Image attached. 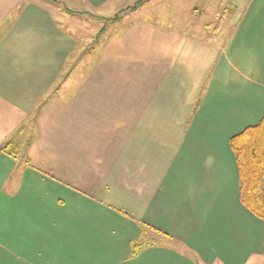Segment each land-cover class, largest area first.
Here are the masks:
<instances>
[{"label":"crops","instance_id":"obj_1","mask_svg":"<svg viewBox=\"0 0 264 264\" xmlns=\"http://www.w3.org/2000/svg\"><path fill=\"white\" fill-rule=\"evenodd\" d=\"M137 1L0 0V264H264L230 146L264 119V0L146 1L53 90L69 28ZM172 1L215 11L156 23Z\"/></svg>","mask_w":264,"mask_h":264},{"label":"trees","instance_id":"obj_2","mask_svg":"<svg viewBox=\"0 0 264 264\" xmlns=\"http://www.w3.org/2000/svg\"><path fill=\"white\" fill-rule=\"evenodd\" d=\"M146 1L149 0H138L133 6L122 10L120 13L133 12ZM118 15L112 19V22L119 19ZM44 103L45 101H41L37 104L34 112L35 116L38 115ZM19 132L20 130L17 133ZM7 143L9 144V142ZM7 143L1 148L0 152L4 150V147H8ZM230 146L235 154L239 169L241 203L256 218L264 221V119L256 127L249 128L233 138ZM158 235L162 238L166 237V235L159 232ZM147 246L148 243L133 246L131 257H135Z\"/></svg>","mask_w":264,"mask_h":264},{"label":"rangeland","instance_id":"obj_3","mask_svg":"<svg viewBox=\"0 0 264 264\" xmlns=\"http://www.w3.org/2000/svg\"><path fill=\"white\" fill-rule=\"evenodd\" d=\"M217 6L219 5V1L221 0H212V2L217 3ZM212 2H210L209 4H213ZM227 2H229V0H226V2L224 3V8H226V6L228 5ZM230 2H234V3H238L240 2V0H231ZM175 3L169 2V3H159V12H160V16L161 17H157L154 19V21L160 25H163L165 27H171L173 28V18H176L177 20H185L186 17H198L200 18L201 22L206 21L209 17H212V15L214 14V11H212V15L210 14V8L206 9V8H201L198 10H194L192 8L186 7V6H174ZM221 5V4H220ZM133 6V5H132ZM199 6V5H198ZM229 7V6H228ZM222 13L224 12L223 9L220 10ZM128 13V12H125ZM125 13H117L116 15H114L112 18H109L107 20H101L102 23L98 22L96 25V22H93L91 24V22L89 24H79L78 27H70L69 29L72 31H75V38L77 40V46H76V50L73 52L74 54L71 55V57L69 58L68 62H67V68L65 70V72H63L61 74V76L57 79V81L55 82L54 86H53V90L56 89L57 87L61 86V84H63V82H65L67 80L68 84L72 83L74 81V74L73 72L82 69L83 72L79 73L76 72L75 75V79H80L81 76L86 75V73L84 72L85 70L89 69L90 65H91V61L94 59L95 57H91V53H95V51H99L100 48L103 45V42L105 40V36L104 34L106 33L107 28L109 27V29L111 28L110 25L112 23V19L117 16L118 14V18L121 17H128L130 18V14L129 15H124ZM232 13V10H230L229 8H227L225 10L224 14H220V15H224V16H230ZM123 15V16H122ZM135 19H138L140 16L134 15L132 16ZM150 18V17H149ZM153 20V19H152ZM82 21V20H81ZM176 27V26H175ZM108 29V30H109ZM111 30V29H110ZM84 79V77H83ZM71 86V85H70ZM57 90V89H56ZM35 116V114H34ZM32 124H28L27 126L31 129L34 128L33 126V121Z\"/></svg>","mask_w":264,"mask_h":264}]
</instances>
